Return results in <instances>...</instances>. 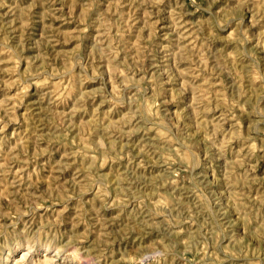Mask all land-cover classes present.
<instances>
[{
  "label": "rangeland",
  "instance_id": "obj_1",
  "mask_svg": "<svg viewBox=\"0 0 264 264\" xmlns=\"http://www.w3.org/2000/svg\"><path fill=\"white\" fill-rule=\"evenodd\" d=\"M85 257L264 264V0H0V264Z\"/></svg>",
  "mask_w": 264,
  "mask_h": 264
},
{
  "label": "bare ground",
  "instance_id": "obj_2",
  "mask_svg": "<svg viewBox=\"0 0 264 264\" xmlns=\"http://www.w3.org/2000/svg\"><path fill=\"white\" fill-rule=\"evenodd\" d=\"M24 253V252H23ZM28 253V252H27ZM26 256V255H25ZM28 256V255H27ZM25 261V260H24ZM83 264H94V262H93V259H91V258H86L85 257V260H84V262H83Z\"/></svg>",
  "mask_w": 264,
  "mask_h": 264
}]
</instances>
